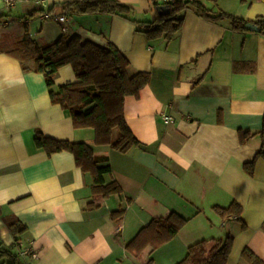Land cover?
<instances>
[{"label":"crops","instance_id":"crops-1","mask_svg":"<svg viewBox=\"0 0 264 264\" xmlns=\"http://www.w3.org/2000/svg\"><path fill=\"white\" fill-rule=\"evenodd\" d=\"M77 1L85 0H46V10L67 15L69 36L100 46L110 41L128 59L129 76H152L140 97L125 103L127 123L142 145L122 153L97 146L93 129L74 128L70 113L50 98V90L76 81L73 69H60L49 89L43 74L23 71L9 54L27 35L38 47L53 43L63 26L42 20L41 14L31 18L41 10L34 2L8 13L0 0V16L10 22L0 28V242L5 251L18 264H178L191 246L232 236L227 264H250L245 249L264 263V159H258L253 176L244 170L264 150V36L236 33L227 21L213 23L188 10L171 41L150 40L142 27L158 16L150 0H115L133 10V21L69 15L59 7ZM202 1L213 14L264 20L263 0ZM161 114L175 123L165 124ZM38 132L87 144L98 157H107L112 172L105 182H116L122 194L94 195L90 174L68 152L48 156L39 149ZM240 132L253 137L241 145ZM233 202L243 208L246 229L213 209ZM121 209L125 214L113 219ZM172 213L188 220L174 240L139 257L126 250L153 219ZM6 218L26 231L11 233Z\"/></svg>","mask_w":264,"mask_h":264},{"label":"trees","instance_id":"trees-1","mask_svg":"<svg viewBox=\"0 0 264 264\" xmlns=\"http://www.w3.org/2000/svg\"><path fill=\"white\" fill-rule=\"evenodd\" d=\"M150 1L153 10L157 12L160 5L153 0ZM59 7L69 15L106 14L133 21V10L115 0L77 1L64 3ZM169 7V15L158 14L154 22L142 24L148 39L165 38L168 42L171 41L181 31L184 23L183 14L188 10L213 23L227 21L236 33L247 32L246 26L252 23L261 29L260 34L264 36V20L246 21L221 11L213 14L202 0H179ZM49 11L54 12L53 9ZM42 13L43 10H39L32 13L30 17L33 18ZM137 25L141 26V23ZM9 54L21 63L23 71L43 74L49 89L55 85L54 74L70 66L76 81L59 86L57 91L50 90L52 104L59 105L70 113L75 129H93L97 146H111L122 153L141 147V142L127 123L125 103L129 97L139 98L140 93L150 84L152 76L148 72L129 76L128 59L110 41L100 46L91 41H83L79 36H69L63 32L53 43L38 47L27 35L18 44L17 49ZM30 62L34 64L33 68L28 66ZM115 131L118 132L117 138H114ZM260 135L264 140V126ZM239 136L241 145L253 137L251 133L243 132H240ZM35 144L39 149H44L48 156L61 152L72 154L77 167L92 177L94 195L108 199L122 194V189L116 182L106 184L105 176L112 172L108 165L109 160L107 157H98L91 146L48 138L42 132L37 133ZM260 158L264 159L263 148L252 161L244 164L247 174L254 175L256 163ZM93 208L95 206H89L90 210ZM213 209L221 218L237 220L242 224L243 229H246L241 220L243 208L238 203L233 202L228 208L216 206ZM124 214L125 211L121 209L114 213L112 218L118 219ZM4 223L13 234L26 231V228H20L18 221L11 222L6 218ZM187 223L188 220L177 213H172L166 219H153L127 244L126 250L136 257L142 255L148 248L156 251L174 240ZM233 245L232 236L201 241L191 246L185 259L178 264H227ZM4 257H9L18 264L17 257L9 251H1L0 259ZM243 258L250 264H264L249 249L243 251ZM148 264H154L153 260H150Z\"/></svg>","mask_w":264,"mask_h":264},{"label":"built area","instance_id":"built-area-1","mask_svg":"<svg viewBox=\"0 0 264 264\" xmlns=\"http://www.w3.org/2000/svg\"><path fill=\"white\" fill-rule=\"evenodd\" d=\"M159 5L163 6H170L174 3H176L179 0H153ZM264 1V0H263ZM26 2H34L41 10H43V13L41 14V19L48 21L52 20L55 21L63 26L62 31L64 33L68 32L67 24H68V17L67 15L59 14L56 12H50L49 10H46V0H4L5 4V10L6 12H11L13 9H15L18 5ZM10 26V22L7 18H0V28H7ZM161 120L165 124H173L175 123V118L172 116H168L166 114L160 115ZM30 254L29 251L25 252V255L28 256Z\"/></svg>","mask_w":264,"mask_h":264},{"label":"water","instance_id":"water-1","mask_svg":"<svg viewBox=\"0 0 264 264\" xmlns=\"http://www.w3.org/2000/svg\"><path fill=\"white\" fill-rule=\"evenodd\" d=\"M157 12L159 15L161 16H167L170 14V7L169 6H163V5H160L158 8H157ZM246 29L248 31H251V32H256V33H260L261 32V29L259 27H257L256 25L252 24V23H249L247 26H246Z\"/></svg>","mask_w":264,"mask_h":264},{"label":"rangeland","instance_id":"rangeland-1","mask_svg":"<svg viewBox=\"0 0 264 264\" xmlns=\"http://www.w3.org/2000/svg\"><path fill=\"white\" fill-rule=\"evenodd\" d=\"M67 28H68V30L70 32V24H67ZM69 32L67 33V35H69ZM2 250H5V248L2 246V244L0 242V256H1V251ZM3 260H4V258H1L0 259V264H3V262H2ZM6 262H7L6 264H14L13 261H12V259H8V261H6Z\"/></svg>","mask_w":264,"mask_h":264}]
</instances>
